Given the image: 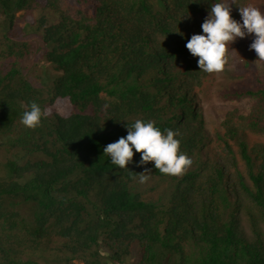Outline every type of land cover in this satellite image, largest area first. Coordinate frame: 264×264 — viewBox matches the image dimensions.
I'll return each mask as SVG.
<instances>
[{
  "label": "trees",
  "instance_id": "trees-1",
  "mask_svg": "<svg viewBox=\"0 0 264 264\" xmlns=\"http://www.w3.org/2000/svg\"><path fill=\"white\" fill-rule=\"evenodd\" d=\"M243 4L0 0V264H264V79L197 93Z\"/></svg>",
  "mask_w": 264,
  "mask_h": 264
},
{
  "label": "rangeland",
  "instance_id": "rangeland-1",
  "mask_svg": "<svg viewBox=\"0 0 264 264\" xmlns=\"http://www.w3.org/2000/svg\"><path fill=\"white\" fill-rule=\"evenodd\" d=\"M224 1L230 2V0ZM243 1L248 18L241 20L238 26L227 34L224 43L211 61L210 75L197 89L201 112L208 128L211 127L212 130H217L227 112L244 102L236 96L239 92H245L257 78L264 79V58L262 57L264 43L260 41L259 29L261 28L253 19L254 16H259L260 20L263 18L264 0ZM21 14L26 16L24 13ZM21 24L25 27L23 23ZM247 62L250 63L249 69L246 68ZM26 67L28 74L32 70L29 79L38 85L41 79L40 77L36 79L35 76L41 75L40 71L46 68L40 49L27 60ZM253 138L264 142V139L257 136ZM134 262L133 258L128 264H134Z\"/></svg>",
  "mask_w": 264,
  "mask_h": 264
}]
</instances>
